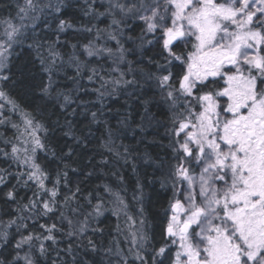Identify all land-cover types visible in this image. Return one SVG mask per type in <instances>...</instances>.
I'll use <instances>...</instances> for the list:
<instances>
[{"label": "snow or ice", "instance_id": "obj_1", "mask_svg": "<svg viewBox=\"0 0 264 264\" xmlns=\"http://www.w3.org/2000/svg\"><path fill=\"white\" fill-rule=\"evenodd\" d=\"M45 8L60 12L61 0H49L43 7L39 0H17L14 14L0 15V125L14 130L12 136L0 138V159L8 165L0 167V186L7 187L8 177L16 180L4 196L16 204L17 212L6 223L0 222V242L12 243L8 231L12 226L19 235L12 259L0 264H41L42 259L47 264L50 245L45 241L55 246L56 233L63 231L65 221L68 236L82 235L89 219L109 210L98 195L84 221L67 214L80 212L82 206L72 207V203L81 190L69 189L61 201V186L68 188L70 183L69 165L61 157L63 168L53 177L41 162V153L56 158L47 142L45 107L54 99L64 112L76 102L54 79L66 74V68L74 69L69 79L77 83L89 71L87 79L100 84L95 89L100 99L121 85L139 84L136 76L143 70L126 61L130 50L124 40L125 31L137 25L141 26L139 46L147 43L154 49L149 61L156 71L148 73L146 83L156 86L170 113L165 134L171 154L160 168L165 169L162 184H170L172 194L163 213L166 219L159 221L157 246L156 237L149 234L155 225L145 215L143 186L137 182L128 202L105 185L104 192L113 198V214L123 216L129 245L128 253L119 245L108 253L116 257L115 264H264V0H107L104 12L90 8L85 15L104 16L110 22L103 29L91 23L82 26L79 31L88 34L87 42L71 45L73 51L66 60L55 42L28 45L34 47L43 75L39 82L35 74L27 77L33 83L26 86L25 94L33 103L26 105L14 94L19 81L13 79L11 57L29 39ZM71 27L61 19L57 31ZM82 57L111 61V65L104 72L89 69L91 61ZM126 62L127 71L121 67ZM130 74L133 78L127 79ZM81 107L87 115L85 105H78L73 114ZM90 116L93 122L98 120L97 112ZM108 137L103 146L113 153L111 129ZM114 154L127 160L129 150ZM13 166L15 173L10 172ZM21 185L32 190L27 203L17 200ZM57 213L61 226L41 223L42 231L37 232L28 231L24 222L31 220L35 225ZM89 245L97 251L91 240ZM67 251L73 254L71 246ZM60 262L58 253L52 264ZM73 264H79L75 256ZM106 264L114 262L108 259Z\"/></svg>", "mask_w": 264, "mask_h": 264}, {"label": "trees", "instance_id": "obj_2", "mask_svg": "<svg viewBox=\"0 0 264 264\" xmlns=\"http://www.w3.org/2000/svg\"><path fill=\"white\" fill-rule=\"evenodd\" d=\"M23 3V0H19ZM17 0H0V15H7L9 12L14 14ZM41 7L49 3V0H39ZM56 3V0H52ZM107 0H61V11L55 12L52 9L45 8L43 14L37 21L34 31L28 33L29 39L23 44L16 47V51L11 57L10 65L13 79L19 81L14 94H17L21 101L30 105L33 103L25 94L26 86L33 83L28 79L31 74H35L36 81L43 75L40 72L39 61L36 58L34 47L29 48V44L56 43V50L62 54L66 60L68 55L73 51L71 45H82L87 42L88 34L79 29L82 26L98 25L101 29L110 22L104 16L93 18L91 14L85 15L87 10L95 9L96 13L105 11ZM63 19L71 23L73 27L66 28L63 32L57 31L59 21ZM95 35V33H93ZM141 26L137 25L124 33L125 48L130 51L126 53V61H132L133 67L143 70L142 74L136 76L140 81L136 86H123L117 88L114 93L105 94L102 99L95 91L100 87L99 82H90L87 76L91 73L85 70L78 83L69 77L73 76L74 69L66 68V74L61 73L54 77L57 81V87L75 99V103L66 111L62 112L53 99L45 107L46 123L48 126L47 142L52 150L56 153L53 159L51 154L45 158L43 153L40 154L41 162L49 170L53 177L58 168H63L61 157L64 163L69 165L68 180L69 187H62L60 200L68 194L69 189L75 191L77 187L80 192L76 200L73 201L72 207L82 206L80 212L73 216L67 212L70 218L77 221H84L87 212L91 211V205L97 201L94 197L102 195L104 197L108 211L102 216L91 218L88 221V227L82 235L68 236L70 231L67 221L62 225L63 231L57 232L58 243L51 246L50 241H45L50 245V255L47 258V264L57 259V254L61 258L60 264H73V257L79 264H106L108 259H112L114 264L116 257L108 253V249L115 252L117 245L124 253H128L129 245L125 242L126 225L123 216L117 217L112 211V196L104 192V186L107 185L113 192H119L128 202H132L133 192L137 188V182L143 186V197L145 215L150 225H155L154 229H149V234L156 237L157 246H159V237L161 224L159 221L165 220L163 213L167 207L168 199L171 196V185L163 186L164 179L162 173L165 169L160 168V162L166 160L171 154L168 149V138L166 128L170 127V113L167 105L162 102L161 95L154 84L146 83L148 73L155 72L154 63L149 61L154 57V49L144 44L140 47ZM132 37V40H128ZM150 38V37H148ZM115 42H110L114 46ZM135 51H131V50ZM82 51V48L80 49ZM90 60L88 68L95 67L104 72L109 69L111 61H105L94 57H82ZM59 62V61H58ZM121 67L127 71V62ZM21 73L24 77H21ZM132 79L130 74L126 77ZM46 79V77H45ZM111 91V85L109 86ZM78 105H85L88 114L85 115L84 108H79L74 114L73 109ZM98 113V120H91V112ZM19 120L18 116L13 117ZM108 129L114 134L115 149L109 153L103 146L108 140ZM13 129L9 125H0V138L10 137ZM0 146H3L0 144ZM129 150L127 160L117 157L114 153H125ZM71 150V155H68ZM107 159L109 162L104 164ZM0 167L7 168L8 165L0 159ZM76 169V171H72ZM13 166L11 173H15ZM7 187L0 186V222L6 223L13 217L17 216L16 204L7 201L6 193L14 184V178H6ZM49 187L51 183L49 182ZM17 200L23 198L27 203L28 198L32 196V190L22 185L17 189ZM87 197V199H86ZM91 200V204H89ZM138 207V205H136ZM59 213L51 218H41L33 225V221H24L29 225L28 231H42L39 224L53 222L60 225L57 219ZM2 226V225H0ZM123 230V231H122ZM9 240L12 243L5 246L0 242V260L9 261L14 255L13 245L19 235L16 233V227L8 229ZM89 240L96 246L97 251H92ZM71 246L73 254L70 255L67 249ZM150 247V246H149ZM149 262L151 256L148 257ZM131 259V257H129ZM41 264H45L44 259Z\"/></svg>", "mask_w": 264, "mask_h": 264}]
</instances>
